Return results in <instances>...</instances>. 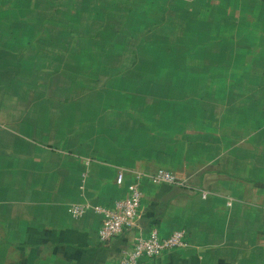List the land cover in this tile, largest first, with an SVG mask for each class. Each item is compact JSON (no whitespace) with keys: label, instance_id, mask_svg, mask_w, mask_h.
I'll list each match as a JSON object with an SVG mask.
<instances>
[{"label":"crops","instance_id":"crops-1","mask_svg":"<svg viewBox=\"0 0 264 264\" xmlns=\"http://www.w3.org/2000/svg\"><path fill=\"white\" fill-rule=\"evenodd\" d=\"M123 1L0 0V264H120L153 229L185 244L140 264H264V0ZM123 29L127 57L105 56ZM160 168L188 184L144 178L137 226L107 243L100 214L68 212Z\"/></svg>","mask_w":264,"mask_h":264},{"label":"built area","instance_id":"built-area-1","mask_svg":"<svg viewBox=\"0 0 264 264\" xmlns=\"http://www.w3.org/2000/svg\"><path fill=\"white\" fill-rule=\"evenodd\" d=\"M148 178L155 182L186 186L188 183L175 173L160 168L154 172H136L134 180L128 185L127 195L116 199L112 206L94 205L90 202L71 203L68 212L73 217H81L93 210L102 216L98 231L99 240L107 243L129 229L137 226L141 201L143 197L142 180ZM124 173L120 172L118 183H123ZM205 197L207 192L203 191ZM264 212V209H263ZM186 233L176 230L167 237H161L156 229L149 234L140 233L135 237L132 248L122 253L120 264H140L142 258H154L164 251L181 247L185 244Z\"/></svg>","mask_w":264,"mask_h":264},{"label":"trees","instance_id":"trees-1","mask_svg":"<svg viewBox=\"0 0 264 264\" xmlns=\"http://www.w3.org/2000/svg\"><path fill=\"white\" fill-rule=\"evenodd\" d=\"M115 5H117V3H115ZM27 6H28V4L26 3V11L28 10ZM78 7H80V6H78ZM82 7H83L84 10H88V11L96 10L97 12H100L99 8L98 7L96 8V4L91 6L90 2L88 4L84 3ZM120 8L122 10H124L125 8L127 9L128 8V3H125L123 0H121ZM104 34L107 36L108 33H104ZM101 35L102 34H100V35L94 34L92 36H82V37H83V39L88 40V42H89L88 44L89 45H91V44L96 45L98 43L100 44ZM75 36H77V35H75ZM55 37H56L55 41H56L57 45L66 46L64 43L66 42V38L68 36L64 35L63 33H59V34L57 33V34H55ZM82 37L79 36L78 39H80ZM128 37H129L128 30L127 29L126 30L123 29V31L121 30V33L119 35V40H118V42L115 43L116 46H111V49L104 51L103 52L104 55L105 56L114 55V57L117 56V57H120V58L127 57L128 47H129V46H127ZM139 50L141 51V54L138 55V52L136 51V58L137 59H143L142 57H144V58H150V59H153V60H161V59L165 58L166 55L168 56V54H170L171 51H175V52L179 51V50H176V49H172L170 46L169 47H167V46H150L148 48V50H144L142 48V46H141V49H139ZM204 50L208 53V49L207 48H205ZM138 56H140L141 58H138ZM141 86H142V83H141ZM108 89L114 90V88H112V86H109ZM140 90H141V88H140Z\"/></svg>","mask_w":264,"mask_h":264},{"label":"rangeland","instance_id":"rangeland-1","mask_svg":"<svg viewBox=\"0 0 264 264\" xmlns=\"http://www.w3.org/2000/svg\"><path fill=\"white\" fill-rule=\"evenodd\" d=\"M92 1H94V0H91L90 1V4L92 5ZM101 11H103V10H101ZM107 38H109V37H111L110 36V34H108L107 36H106ZM143 37V36H142ZM141 38V37H140ZM139 39V38H138ZM128 41H129V39H128ZM128 43V42H127ZM127 46H128V44H127ZM139 47L140 46H138V50H137V52H138V55H140L141 54V51L139 50ZM150 46H147V48H146V46H144V50H148V48H149ZM186 47V46H185ZM204 51V52H203ZM151 52V51H150ZM251 48L248 50V53L250 54V55H248V59H252L253 58V54H251ZM254 54H258V52L256 53V52H254ZM261 56H262V54H261ZM209 51H208V53L204 50V48L203 47H196L195 49H185V50H179V51H171L170 52V54H168V56L166 55L165 56V58H163L164 60H171V59H184L185 61L186 60H193V59H197V60H199V59H201V60H211V59H209ZM138 58H141L140 56H138ZM142 58H144V57H142ZM193 58V59H192ZM263 58V57H262ZM242 59V58H241ZM215 60H218V59H215ZM165 62H167V61H165ZM171 62V61H170ZM42 90H43V88H42ZM115 101V100H114ZM138 101V100H137ZM113 101H109L108 102V104H111ZM128 102V101H127ZM139 102V101H138ZM114 104V103H113Z\"/></svg>","mask_w":264,"mask_h":264}]
</instances>
